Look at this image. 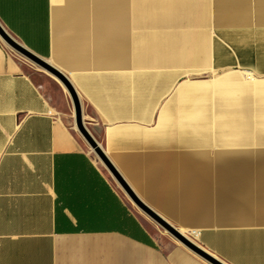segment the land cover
Listing matches in <instances>:
<instances>
[{
    "label": "crops",
    "instance_id": "1",
    "mask_svg": "<svg viewBox=\"0 0 264 264\" xmlns=\"http://www.w3.org/2000/svg\"><path fill=\"white\" fill-rule=\"evenodd\" d=\"M0 264H264V0H0Z\"/></svg>",
    "mask_w": 264,
    "mask_h": 264
},
{
    "label": "water",
    "instance_id": "2",
    "mask_svg": "<svg viewBox=\"0 0 264 264\" xmlns=\"http://www.w3.org/2000/svg\"><path fill=\"white\" fill-rule=\"evenodd\" d=\"M0 34L7 39V41L12 44L15 48L19 49L22 53H24L27 57H29L31 60H33L34 62L42 65L43 67H45L46 69H48L50 72H52L54 75H56L69 89L75 106H76V110H77V118H78V123L81 126L82 123V116H81V112H80V103L78 100V96L73 88V86L71 85V83L69 82V80L67 79V77L65 75H63L60 71H58L57 69H54L50 66H48L46 63H44L42 60H40L39 58H37L35 55H33L32 53L26 51L25 49H23L22 47H20L16 42H14L9 35L4 31V29L0 26ZM173 233L180 238L184 243H186L189 247H191L193 250H195L196 252H198L199 254H201L202 256H204L205 258H207L208 260H210L212 263L214 264H221L218 261L212 259L211 257H209L208 255H206L205 253H203L202 251H200V249H198L197 247H195L192 243L186 241V239H183L182 237H180L177 233H175L173 231Z\"/></svg>",
    "mask_w": 264,
    "mask_h": 264
}]
</instances>
